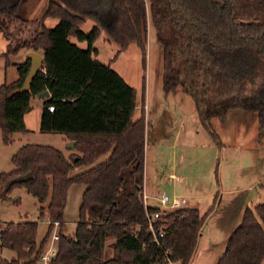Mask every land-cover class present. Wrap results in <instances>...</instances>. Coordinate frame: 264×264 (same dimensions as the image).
Returning a JSON list of instances; mask_svg holds the SVG:
<instances>
[{"label": "trees", "instance_id": "16d2710c", "mask_svg": "<svg viewBox=\"0 0 264 264\" xmlns=\"http://www.w3.org/2000/svg\"><path fill=\"white\" fill-rule=\"evenodd\" d=\"M25 1L0 3V32L8 40L2 56L9 63V54L21 49L42 51L45 70L23 90L31 67L27 57L15 64L18 78L0 85L3 141L9 144L13 133L28 131L25 115L32 109L31 99L48 90L40 130L63 134L75 146L69 155L52 145L21 146L12 157L14 168L0 174V196L24 186L41 203L39 219L48 215L60 222L52 264H168V258L189 264L219 195L205 213L195 206L168 210L164 235L155 240L147 229L146 210L157 208L146 207L143 199L145 113L135 119L137 90L110 63L96 58L94 44L106 28L108 39L119 45L116 56L135 42L145 67L152 26L163 45V91L181 89L188 94L204 130L222 148L212 120L225 121L230 110L255 111L259 129H264V0H50L36 20L22 16ZM47 16L57 17L58 23L48 27ZM87 19L94 24L86 31L82 24ZM15 30L21 36L14 37ZM71 37L86 42V47ZM78 168L83 169L73 173ZM27 173L32 174L28 180L5 191L10 179ZM73 183L86 188L74 235H69L63 231L64 213ZM39 222H5L0 248L14 250L16 257L0 255V264H37L52 229L48 224L38 239ZM111 239L113 255L106 258ZM263 260L260 202L245 208L217 264Z\"/></svg>", "mask_w": 264, "mask_h": 264}, {"label": "rangeland", "instance_id": "374dc122", "mask_svg": "<svg viewBox=\"0 0 264 264\" xmlns=\"http://www.w3.org/2000/svg\"><path fill=\"white\" fill-rule=\"evenodd\" d=\"M12 1L0 0V3H11ZM49 2L50 0H26L22 6V16L30 20L40 19ZM58 21L59 19L53 16L45 18L48 27H54ZM92 21L87 19L82 24V28L86 31L90 30L94 24ZM13 35L18 37L21 33L15 30ZM108 38L106 28H103L102 36L96 44L101 49L100 58L106 60L114 56L112 63H115L118 59V56L117 59L115 56L119 45L114 41L109 43ZM7 44L8 40L0 32V85L12 81V77L17 75L15 63L24 61L25 49H22L18 53L9 54V63H7L6 57L2 56L7 51ZM116 67L133 82L134 87H139V92L142 90L145 79L147 106L144 182L146 192L151 195L149 199L151 203H159L153 195L157 196L162 193L171 196L178 195L183 204L186 203L184 199L187 198L185 197L198 201L201 212L205 213L214 195L218 193L219 197L222 195L227 198L219 206V216L226 214L228 206H237L242 202L241 200L246 198L255 204L264 203V129H259L258 116L255 111L239 109L253 114L257 120L241 118L242 121H239L237 120L239 117H231L227 124L219 118L212 120L213 128L222 135L221 139L224 143L222 148L214 143L200 122L196 125L197 130L195 128L196 135L192 134L189 124L192 127L193 124L189 120H186L187 123L185 122L182 126L179 142L175 145H167L164 140L169 139L168 134L174 127V121L169 120V110L172 114H175L177 110L186 113L194 102L189 95H185L180 90L175 95L165 96L167 93L162 88L163 45L157 39L154 28L151 27L147 35L145 67L141 50L135 42H132L128 49L121 53L116 61ZM165 101L169 104L168 107ZM40 103L41 101L36 99L35 110L29 116V126L34 131L27 135L20 132L14 133L12 142L5 144L0 130V174L14 168L13 155L21 146L30 141H32L30 143L53 145L67 150L66 146L70 142L63 144L59 140L58 133L48 134L40 130ZM82 169L78 168L73 173ZM85 188L86 185L81 183H73L69 187L63 227L66 234L74 235ZM40 205L37 197L28 192L26 187H14L7 197L0 196V229L8 221L39 220L37 237L42 239L46 234L47 223L50 219L48 215L39 219ZM242 218L237 222V226ZM212 220H215V212ZM112 254L113 249L109 243L105 248V257L109 258ZM0 255L2 258L12 259L16 257V252L9 248H0Z\"/></svg>", "mask_w": 264, "mask_h": 264}, {"label": "crops", "instance_id": "0c3cea01", "mask_svg": "<svg viewBox=\"0 0 264 264\" xmlns=\"http://www.w3.org/2000/svg\"><path fill=\"white\" fill-rule=\"evenodd\" d=\"M92 26H93V24H92ZM151 27H149V29ZM101 36H102V33H101ZM100 37L98 39H100ZM71 39L74 42H76L78 45H80L81 47H86V45H87L86 42L78 41L75 37H71ZM97 40L95 41V44H94L95 47L98 49V53L96 55V58L99 59L102 62L110 63L111 66L115 70H117L131 86L134 87L135 85H133V82H131L124 75V73L121 72L116 67V61L119 59L121 53L124 50L121 51V52H119V54L117 55L118 56V59H117V56L115 57V59H117L115 61V63H112L113 60H114V56L111 57L110 59H106V60L105 59H101L100 58L101 49L96 44ZM110 42H111V40L109 41V43ZM128 47H127V49H128ZM127 49H125V50H127ZM24 51L25 52H24L23 55H24V61H25L26 58L29 57V54H30V52L32 50L25 49ZM36 52H38L39 54L43 55V52L42 51H36ZM21 62H23V61H21ZM16 68H17V66H16ZM42 70H45V68L43 67ZM17 78H18V70H17V75H15L14 77H12L11 80L14 81ZM134 88L137 90V105H136V111H135V119H137V118H139L141 116L143 110H144L145 117H146V106L147 105H146V102H145V98H146V95L145 94H146V92L144 93V81H143V87H142L141 92H139L140 90H139V87L138 86L137 87H134ZM145 90H146V88H145ZM178 90L182 91L181 89H178ZM178 90H176L175 92L168 93L165 96H167L169 94L175 95L176 93H179ZM182 92L186 95V93L184 91H182ZM143 93H144V98H143ZM49 96L44 97V98H41V97H39V95H36V96H33L32 97V99H31L32 109L29 112H27L26 115H25V124H26V127L28 128V131H26V132H20V133H24L25 135H27V134L31 133V131H34V129H32L29 126V116L32 115L33 111L35 110L36 99H39L41 101V103H40L41 106H40V110H39V113H40V116H41L42 110H43V106H44V101ZM182 97H184V96H182ZM166 101H165V103H166V106L168 107L169 104ZM192 105L193 106H189V109H188V111L186 113H183V112H180V110L179 111L177 110V112H175V114H172V112L169 110V114H170V119L169 120L170 121H172V120L174 121V124H173L174 127H173L172 132L168 134V138L169 139H165L164 140V142L167 145L168 144L175 145V144H177L179 142L180 136L182 135V126L185 124V122L187 123L186 120H189V122L190 121L192 122L193 127L190 124H189V126H190V129H191L192 134L196 135V133H195V128L197 130V126L196 125H198L199 122L201 123V121H200V119L198 117V114H197V111H196V108H195V104H192ZM137 113H138V115H137ZM251 115H253V114H249V113L243 112V110L233 109V110H230L229 111L226 120L225 121H222L221 120V121L223 123H226L227 124V123H229L231 117L232 118L239 117V119H237L239 121H242L241 118H253V120L254 119L257 120L254 115L253 116H251ZM40 122H41V117H40ZM39 128H40V126H39ZM15 133H18V132H15ZM217 133L219 134L220 138H222V135L219 132H217ZM48 134H51V133H48ZM52 134H54V133H52ZM13 135H14V133H13ZM13 135H12V137H13ZM59 135H60L59 136V140H61L63 144L64 143L66 144V143H69V142L73 141L71 139H67L65 137V135H63V134H59ZM54 138L58 139L57 137H54ZM30 142H32V141H30ZM223 145H224V143H223ZM66 148H67V150H64V149H61V148H59V149H61L66 155H69L70 153H72L73 148H70L69 146H66ZM172 176H174V175L172 174ZM144 191L146 192L145 182H144ZM146 193L148 194V192H146ZM243 193H244V191H243ZM159 196L160 195H157V196H154L153 195V197H155L156 200H157V197H159ZM225 197L226 196L223 197L221 195V197L218 198V201H217V203H216L213 211L207 216V218H206V220H205V222H204V224H203V226H202V228L200 230V234H199V237H198L197 246H196V249L194 251V254H193V256H192L189 264H217V261L219 260V258L221 257V255L223 254V252H224V250L226 248V244H227V240H228L229 236L231 235V233L234 230V228L237 226L236 225L237 222H239V220H241V218L243 217V213H244L245 208L248 207V206L253 207V206H255L257 204V203L256 204L253 203V201H249L248 198H246L244 200H241L242 202L239 205H237V206H234V205L228 206L226 208L227 209L226 210V214L219 216L220 213L218 212L219 211L218 209H219V206L223 202H225L227 200V198H225ZM185 198H187V199H184V201L186 203H189V204H186V203H185L186 205L185 204H182L183 207H186V206H195V207H198L200 209L199 202L198 201H194V199L192 197H190L192 199H189L188 197H185ZM231 202H233V200ZM149 203L152 206L159 205V203L158 204L157 203H151L150 200H149ZM182 203H183V201H182ZM200 211H201V209H200ZM214 212H215V220H212L213 219ZM238 214H240V215L238 216ZM211 217H212V219H211ZM209 220H210V222H209ZM47 224H49V223H47ZM111 241H112V239L111 240H108V244L111 243ZM262 264H264V260H263Z\"/></svg>", "mask_w": 264, "mask_h": 264}, {"label": "built area", "instance_id": "2783aa9c", "mask_svg": "<svg viewBox=\"0 0 264 264\" xmlns=\"http://www.w3.org/2000/svg\"><path fill=\"white\" fill-rule=\"evenodd\" d=\"M48 108L50 111L54 110L53 105H50ZM143 199L146 207L152 206L149 203L150 195H148L144 190ZM157 200L159 201V205L155 206L157 209L146 210L147 229L152 233L155 240H158L159 237L164 235V230L167 225L165 214L168 210L183 207L182 199L177 195L171 196L167 193H162L159 197H157ZM48 223L52 224V229L37 264H52L53 258L56 256L58 250L60 222L58 220H49ZM166 254L168 255V252ZM168 264L180 263L168 258Z\"/></svg>", "mask_w": 264, "mask_h": 264}, {"label": "water", "instance_id": "95a60500", "mask_svg": "<svg viewBox=\"0 0 264 264\" xmlns=\"http://www.w3.org/2000/svg\"><path fill=\"white\" fill-rule=\"evenodd\" d=\"M29 57L31 58V67H30L29 73L27 75L26 81L22 87L23 90L29 88L32 79L35 77V75L37 74V72L39 70H42V68L44 67V62H45L44 55H41L36 51H31L29 54ZM49 95H50V92L48 90H45V91L39 93V97H41V98L47 97ZM68 146L70 148H74L75 142L71 141ZM31 176H32L31 173H27L25 175L16 176V177L10 179L5 186V191H7L13 183L26 181Z\"/></svg>", "mask_w": 264, "mask_h": 264}]
</instances>
